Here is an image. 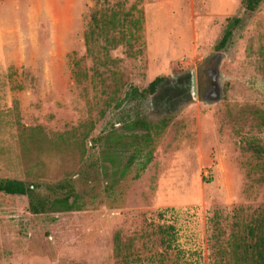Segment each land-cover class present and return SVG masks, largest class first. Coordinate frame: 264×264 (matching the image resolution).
Here are the masks:
<instances>
[{
    "label": "rangeland",
    "instance_id": "374dc122",
    "mask_svg": "<svg viewBox=\"0 0 264 264\" xmlns=\"http://www.w3.org/2000/svg\"><path fill=\"white\" fill-rule=\"evenodd\" d=\"M111 7L141 18L137 38L89 56L90 13ZM233 17L240 23L216 51ZM215 52L221 98L208 103L203 65ZM74 58L87 80L73 77ZM192 70V101L116 105L129 84L165 76L163 89ZM169 114L151 162L125 172L120 121ZM0 178L43 192L68 179L82 200L78 211L34 215L26 196L0 192V264H124L117 234L132 241L130 264H235L234 240L264 219V0L253 13L242 0H0ZM166 224L182 260L160 245Z\"/></svg>",
    "mask_w": 264,
    "mask_h": 264
},
{
    "label": "trees",
    "instance_id": "16d2710c",
    "mask_svg": "<svg viewBox=\"0 0 264 264\" xmlns=\"http://www.w3.org/2000/svg\"><path fill=\"white\" fill-rule=\"evenodd\" d=\"M263 0H242V7L246 13L257 11ZM97 5V2H96ZM240 23L238 17L229 18L223 34L215 45L216 51L225 49L232 38L233 30ZM141 18L134 17L131 11L123 12L120 8L113 7L102 10L96 8L90 13V22L84 35L86 53L90 56L97 51H105L108 56V48H117L120 44L131 46L130 39H136L140 30ZM103 42V44H102ZM98 47V49H97ZM99 52V53H101ZM96 56L100 57L98 54ZM73 77L76 82L87 80L90 76L86 71L80 68L79 61L73 59ZM96 75L103 79V74L97 70ZM112 75H116L112 72ZM189 73L184 74L185 81H173L168 79V86L162 89L165 76H157L149 82L146 88L139 89L137 86L129 84L124 90V95L118 101L117 106L130 105L144 100L147 96L154 97L156 105H162L164 101L172 100L175 103L192 101L188 92ZM186 86V87H185ZM119 88H114L110 100H115ZM162 89V90H161ZM170 98V99H169ZM172 114L162 117L158 122L147 121L141 115L134 117L127 116L128 119H122V124L128 133L125 136L119 135L120 141L129 149L124 171L127 172L131 166L139 159L145 157L141 163V169H144L153 157L154 137L160 136L168 127L172 119ZM140 132V133H139ZM138 175V174H137ZM137 175L135 177H137ZM42 184L31 182L26 183L23 180L15 178H0V192L12 196H26L28 198V211L34 215L55 214L78 211L82 209L81 195L71 180L46 183L43 186L46 191H41ZM165 219L164 212L159 214ZM245 234L238 236L233 242V253L236 256V263L243 264H264V219L255 220L253 223L245 226ZM160 236V245L168 253L171 250L176 251L177 260H182V255L178 251V232L174 224H166L158 230ZM237 238V237H236ZM132 241L122 243L119 235L115 236L114 256L124 264H130V251ZM162 261V259L160 260ZM235 263V264H236ZM178 264H182L178 262Z\"/></svg>",
    "mask_w": 264,
    "mask_h": 264
},
{
    "label": "water",
    "instance_id": "95a60500",
    "mask_svg": "<svg viewBox=\"0 0 264 264\" xmlns=\"http://www.w3.org/2000/svg\"><path fill=\"white\" fill-rule=\"evenodd\" d=\"M222 59V54L220 52H215L203 65L205 70L204 76H206L205 80V87L203 88L202 98L207 101L208 103L217 102L221 98V87L218 82L219 78V65ZM189 80H188V92L191 95L192 99H195L198 94V78L197 74L194 70L189 72ZM200 78L202 79V74H200ZM185 81L184 77L176 78V80L172 79L173 81ZM200 80V79H199ZM204 82V81H203ZM185 86V87H186Z\"/></svg>",
    "mask_w": 264,
    "mask_h": 264
}]
</instances>
